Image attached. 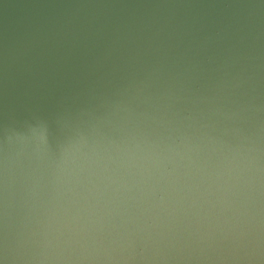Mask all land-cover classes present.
Masks as SVG:
<instances>
[{"label":"water","instance_id":"obj_1","mask_svg":"<svg viewBox=\"0 0 264 264\" xmlns=\"http://www.w3.org/2000/svg\"><path fill=\"white\" fill-rule=\"evenodd\" d=\"M0 264H264V0H0Z\"/></svg>","mask_w":264,"mask_h":264}]
</instances>
